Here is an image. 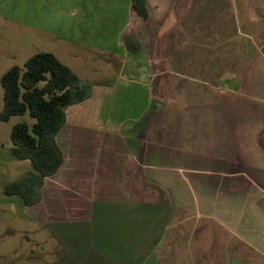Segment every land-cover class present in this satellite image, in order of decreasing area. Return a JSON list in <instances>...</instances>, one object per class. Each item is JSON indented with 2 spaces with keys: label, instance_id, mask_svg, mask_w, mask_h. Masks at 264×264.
I'll list each match as a JSON object with an SVG mask.
<instances>
[{
  "label": "crops",
  "instance_id": "obj_1",
  "mask_svg": "<svg viewBox=\"0 0 264 264\" xmlns=\"http://www.w3.org/2000/svg\"><path fill=\"white\" fill-rule=\"evenodd\" d=\"M65 4L112 6L100 19L117 27L81 41L114 77L56 57L89 85L36 205L43 224L89 235L63 245L68 264H264V0H144L146 19L132 0Z\"/></svg>",
  "mask_w": 264,
  "mask_h": 264
},
{
  "label": "rangeland",
  "instance_id": "obj_2",
  "mask_svg": "<svg viewBox=\"0 0 264 264\" xmlns=\"http://www.w3.org/2000/svg\"><path fill=\"white\" fill-rule=\"evenodd\" d=\"M68 1L0 0V79L12 67L23 68L24 63L37 53L59 57L63 63L75 65V69L82 74L102 71L103 76V70L107 72L110 69L107 78L115 76L117 66L111 63L110 54L104 56L98 53L101 51L98 50L100 44L91 43V46L97 47L95 49L81 41L99 42L103 38L114 37L117 27L100 17L107 20L106 15L113 16L116 12L112 6L98 11H85L79 6V11L74 5L65 4ZM87 18L88 22L84 23ZM242 30L244 34L259 35L261 27H243ZM125 62L128 68L129 59ZM2 93L0 85V112L3 108ZM17 123L31 126L34 120L24 114L13 116L7 122L0 121V264H68L66 256L69 253L64 246L82 242L90 244L89 235L81 238L77 225L60 228L52 223L43 224L38 206L24 207L20 196L5 194L7 185L32 168L29 161L18 160L11 154L10 132ZM201 190L193 186L190 188L193 194H200Z\"/></svg>",
  "mask_w": 264,
  "mask_h": 264
},
{
  "label": "trees",
  "instance_id": "obj_3",
  "mask_svg": "<svg viewBox=\"0 0 264 264\" xmlns=\"http://www.w3.org/2000/svg\"><path fill=\"white\" fill-rule=\"evenodd\" d=\"M134 11L147 18L144 0H132ZM125 45L137 52L139 43L131 36L125 37ZM3 108L0 121L28 114L34 123L15 124L10 132L11 154L18 160H26L31 170L5 188V194L21 197L24 207L40 203V189L47 177L53 176L62 164V153L55 137L65 123V110L81 103L89 85L50 53L31 56L23 68L12 67L0 79Z\"/></svg>",
  "mask_w": 264,
  "mask_h": 264
}]
</instances>
